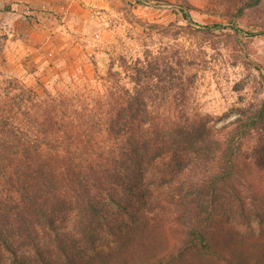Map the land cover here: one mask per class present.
<instances>
[{
  "label": "trees",
  "instance_id": "16d2710c",
  "mask_svg": "<svg viewBox=\"0 0 264 264\" xmlns=\"http://www.w3.org/2000/svg\"><path fill=\"white\" fill-rule=\"evenodd\" d=\"M164 70L138 61L114 102L8 106L0 264H264V225L248 220L264 218V102L215 128L189 112L191 78Z\"/></svg>",
  "mask_w": 264,
  "mask_h": 264
},
{
  "label": "rangeland",
  "instance_id": "374dc122",
  "mask_svg": "<svg viewBox=\"0 0 264 264\" xmlns=\"http://www.w3.org/2000/svg\"><path fill=\"white\" fill-rule=\"evenodd\" d=\"M248 1L0 0V116L9 107L22 115L20 100L29 108L53 97L114 102L118 89L136 87L131 68L147 60L191 78L189 112L221 128L264 102V36L256 35L264 1ZM242 215L230 220L239 231ZM250 219L254 229L264 225Z\"/></svg>",
  "mask_w": 264,
  "mask_h": 264
}]
</instances>
